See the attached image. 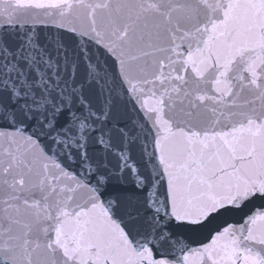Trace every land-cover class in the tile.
<instances>
[{
    "label": "snow or ice",
    "instance_id": "snow-or-ice-1",
    "mask_svg": "<svg viewBox=\"0 0 264 264\" xmlns=\"http://www.w3.org/2000/svg\"><path fill=\"white\" fill-rule=\"evenodd\" d=\"M0 264H264V0H0Z\"/></svg>",
    "mask_w": 264,
    "mask_h": 264
}]
</instances>
